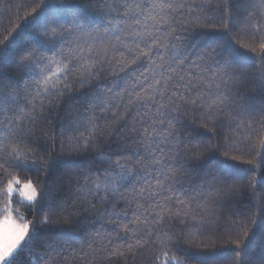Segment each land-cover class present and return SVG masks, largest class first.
Returning <instances> with one entry per match:
<instances>
[{"label": "trees", "instance_id": "obj_1", "mask_svg": "<svg viewBox=\"0 0 264 264\" xmlns=\"http://www.w3.org/2000/svg\"><path fill=\"white\" fill-rule=\"evenodd\" d=\"M170 2L181 5L173 13L180 36L175 43L182 45L177 53L184 61L181 67L196 72L190 61L203 56L198 62L210 78L216 68L214 61H229L231 65V78L225 77L227 86L200 83L209 95L226 93L231 98L211 122L202 107L183 105L179 112L171 113L180 120L176 127L182 152L190 157L181 161L184 170L173 185L176 195L191 205L187 217L168 225L174 238L167 248L161 249L159 241H146L123 255L109 256L106 250H99L109 239L117 241L114 225L105 219V210L110 211L111 205L83 201L79 186L88 177L103 178V169L111 166L104 164L101 154L115 158L137 135L129 131L127 118L116 124L101 119L105 132L90 142L87 150L74 144L76 139L87 138L85 118L93 111L100 114L99 107H90L93 97L113 81L123 83L127 76L118 68L113 75L115 65H105L95 80L81 85L77 79L63 95L51 98L53 104L45 101L43 112L27 125L26 139L37 159L12 171L22 182L32 181L44 199L29 208L13 197L14 214L32 222L35 233L30 248L20 252L17 264H164L165 251L179 256L183 264H264V129L257 127L250 139L241 135L246 131L243 127L233 130L241 121H264L260 111L264 107V51L259 47L264 42V7L261 0ZM112 3L0 0V94H16L19 104L28 107L21 90L32 83V74L24 67L31 56L22 57L29 52L51 55L57 50L41 35L44 27L63 24L75 31V39L82 43L97 36L103 39L102 13ZM73 15L86 22L84 29L72 24ZM256 22L262 25L258 33ZM211 49L217 54H211ZM133 68L143 71L144 65H132L128 72ZM253 110L255 115H249ZM9 178V173L0 171V186ZM3 203L0 201V209ZM123 207V202L117 204V210ZM45 217L48 223H44ZM118 219L128 217L120 215ZM119 245L126 249L127 240L120 239Z\"/></svg>", "mask_w": 264, "mask_h": 264}, {"label": "snow or ice", "instance_id": "obj_2", "mask_svg": "<svg viewBox=\"0 0 264 264\" xmlns=\"http://www.w3.org/2000/svg\"><path fill=\"white\" fill-rule=\"evenodd\" d=\"M261 3L264 7V0ZM180 7L170 0H113L102 13L105 18L103 39L97 36L82 43L75 39L77 33L69 27L51 23L44 27L41 35L48 37L57 50L51 55L29 52L22 57L31 56L24 67L32 74V83H26L21 90L28 107L19 104L16 94H0V171L10 175L0 186V201L4 202L0 209V264H17L20 252L30 248L35 235L32 222L14 214L13 197H18V203L29 208L44 199L32 181L22 182L12 171L37 159L26 139L27 125L43 112L45 101L53 104L51 98L63 95L77 79L81 85L95 80L105 65H115L113 75L118 68L120 72H127V76L122 78L123 83L113 81L110 87L93 97L90 107H99L100 114L93 111L85 118L89 125L87 138L76 139L74 144L87 150L90 142L105 132L99 123L101 119L116 124L127 118L129 131L137 135L115 158L101 154L104 164L111 166L103 169V178L88 177L79 186L83 201L96 200L111 205L110 211L105 210L108 212L105 219L114 225L117 241L113 243L109 239L99 250H106L109 256L123 255L146 241H159L161 249L168 247L174 238L168 225L176 219L183 222L191 210V205L176 195L173 188L178 183L177 175L184 170L181 161L190 157L182 152V140L176 127L180 120L171 113L179 112L183 105L202 107L207 121L211 122L223 110L222 105L231 99L226 93L209 95L200 87L201 82L216 88L221 83L227 86L225 77L231 78L229 61L224 64L214 61L216 68L210 78L198 62L203 56L190 61L196 72L181 67L184 61L177 53L182 45L175 43L180 36L176 34L177 19L173 15ZM71 22L79 29L86 27V22L75 15ZM261 27L256 22L257 33ZM259 47L264 51V42ZM210 52L217 54L216 49ZM140 64L144 65L143 71L133 68L128 72L132 65ZM260 111L264 112V107ZM249 115L254 116V110ZM137 124L141 127L137 128ZM241 127L246 129L241 135L250 139L257 127L264 129V121H241L233 130ZM141 151L147 155H142ZM121 202L124 207L117 210ZM120 215L128 219L121 221ZM250 222L256 223L255 220ZM44 223H48V217ZM120 239L127 240L126 249L119 245ZM163 256L164 264H183L176 254L169 255L165 251Z\"/></svg>", "mask_w": 264, "mask_h": 264}]
</instances>
